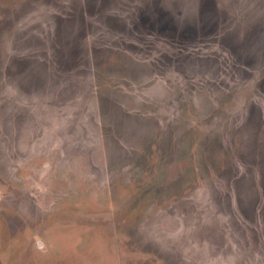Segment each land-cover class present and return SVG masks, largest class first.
Returning a JSON list of instances; mask_svg holds the SVG:
<instances>
[{"label": "rangeland", "instance_id": "374dc122", "mask_svg": "<svg viewBox=\"0 0 264 264\" xmlns=\"http://www.w3.org/2000/svg\"><path fill=\"white\" fill-rule=\"evenodd\" d=\"M0 264H264V0H0Z\"/></svg>", "mask_w": 264, "mask_h": 264}]
</instances>
